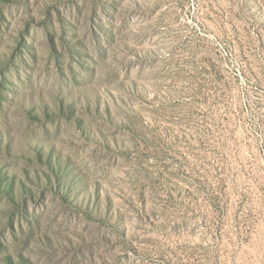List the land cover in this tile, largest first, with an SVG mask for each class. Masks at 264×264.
<instances>
[{"label":"rangeland","instance_id":"obj_1","mask_svg":"<svg viewBox=\"0 0 264 264\" xmlns=\"http://www.w3.org/2000/svg\"><path fill=\"white\" fill-rule=\"evenodd\" d=\"M0 264H264V0H0Z\"/></svg>","mask_w":264,"mask_h":264}]
</instances>
